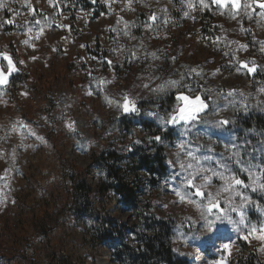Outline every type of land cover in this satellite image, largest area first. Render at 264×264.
<instances>
[{"label":"rangeland","instance_id":"obj_1","mask_svg":"<svg viewBox=\"0 0 264 264\" xmlns=\"http://www.w3.org/2000/svg\"><path fill=\"white\" fill-rule=\"evenodd\" d=\"M257 3L0 0V53L14 49L18 69L0 89V243L11 252L0 254V264H113L110 239H98L99 221L67 210L72 184L63 165H74L79 175L89 171L84 179L96 187L107 179L94 155L111 158L126 181L136 175L140 202L129 210L112 192L93 195L97 212L130 228L149 209L173 223L172 250L191 264H264V242L243 239L249 231L243 225L240 232L220 226L231 255L221 240L202 253L200 242L209 239L200 226L207 198L193 195L189 202L173 191L193 192L181 181L199 174L195 183L207 177L211 183L202 190L219 191L221 208L237 206L246 224L264 223V11ZM40 79L52 84L48 96ZM162 84L168 86L158 90ZM189 89L209 109L171 129L165 121L178 107L176 95ZM125 97L137 113L123 111ZM224 120L229 123L219 126ZM142 154L153 173L141 165ZM219 174L243 180L237 191L251 202L241 207ZM50 209L44 238L31 221ZM230 214L239 221L238 212ZM6 218L11 224L2 238Z\"/></svg>","mask_w":264,"mask_h":264},{"label":"trees","instance_id":"obj_2","mask_svg":"<svg viewBox=\"0 0 264 264\" xmlns=\"http://www.w3.org/2000/svg\"><path fill=\"white\" fill-rule=\"evenodd\" d=\"M9 56H15L17 52L13 49ZM8 55V54H7ZM38 86L41 91L48 96L52 90V84L49 80H39ZM149 156L142 154L140 163L150 173L152 172L151 161ZM109 159H104L102 155L93 156V164L96 169L102 172L107 179L101 185L90 187L84 177L87 172L82 175L77 174L74 165L65 163L64 175L71 181L72 192L71 198L67 205V210L75 218L94 217L99 221L98 239H110L109 249L112 255L113 264H191L187 259L179 258L172 250L170 236L173 223L164 220H158L149 209L146 208L142 214L138 216V223L134 227H126L124 223L112 220L108 216L97 212L92 208L91 198L93 195L105 196L112 192L120 203L129 210H137L139 200L132 183L136 182V175L133 179L126 181L120 176V168L115 169L118 165L109 163ZM57 206V205H54ZM54 210H43V213L36 215L31 221L32 227L44 238H47L48 232L53 221ZM11 221L6 218L2 223L1 237L5 236L6 230L9 228ZM131 233L135 236L134 240H130L127 236ZM132 241H136V245H132ZM11 253L5 247L4 240L0 243V254ZM15 255L10 254V259H17ZM14 257V258H13Z\"/></svg>","mask_w":264,"mask_h":264},{"label":"snow or ice","instance_id":"obj_3","mask_svg":"<svg viewBox=\"0 0 264 264\" xmlns=\"http://www.w3.org/2000/svg\"><path fill=\"white\" fill-rule=\"evenodd\" d=\"M213 2L216 4L231 3L234 7L238 6L239 4V0H213ZM257 2L259 4V7L264 8V0H257ZM151 19L155 20V16L153 15ZM0 56H2L4 61H6V66H0V85H6L9 83L10 76L13 73L17 72L18 69L16 67V63L9 55H7L6 53H0ZM243 66L247 68L248 72L250 73L255 71L254 68L248 67L246 62ZM177 83L178 82L176 81L169 82L171 86H176ZM167 86L168 85L162 84L160 85L158 90H164ZM189 93L179 92L176 95L178 107L176 110H174L171 118L165 121L166 124H178L181 122H183L184 124H189L192 121H195L199 117V115L205 111V109L207 108V104L201 98V96L192 93L191 89H189ZM122 108L125 113H137L139 111L135 101L129 100L127 97H125ZM228 123L229 121L224 120L220 122L219 126L226 125ZM155 139L159 141L160 137L157 136L155 137ZM198 175L199 174H195L184 177L181 181L182 185L185 188L189 190L194 189L193 192L185 191L182 193V191L179 189H173V191L177 196L181 198V200L188 199L189 202H192L191 196L193 195L201 197L202 199L205 197L207 198V213H201L200 226L207 234H209V238H211L212 235H215L217 240L222 241L223 232L221 231L220 226L227 223L229 225H232L234 230L237 232L241 231L240 225H243L245 228L249 229V231L243 236V239L248 240L249 236H254L256 239L264 242V223H261L259 226L255 224H246L245 215L243 211H241L237 206H230L227 210L221 208L219 199L220 192L217 191L215 195H213V193L211 192H208L206 195L202 189L207 187L211 182L207 180V177H202L201 179L205 180L206 183L198 186L195 183ZM219 179L225 182L222 185L224 191H227L229 193L235 192L237 196L241 197L242 202H244L242 203L241 207L245 206L246 203L251 202L248 197L243 196L239 191H237V186H246L243 180L237 178L234 175L224 176L223 174H219ZM259 189L261 191H264V183H261L259 185ZM256 190L257 189L255 188L253 189V191ZM226 203L229 202L226 201ZM232 212L239 213V221H236L232 218L230 214ZM220 248L231 255V241H222L220 244ZM261 250L264 251V248H262ZM218 264H226V262L222 260L218 262Z\"/></svg>","mask_w":264,"mask_h":264},{"label":"water","instance_id":"obj_4","mask_svg":"<svg viewBox=\"0 0 264 264\" xmlns=\"http://www.w3.org/2000/svg\"><path fill=\"white\" fill-rule=\"evenodd\" d=\"M257 6H258L259 9H261L262 11H264V8L259 7V4H258V3H257ZM11 58H12V57H11ZM12 59H13V58H12ZM13 61H14V60H13ZM3 62H6V61H4L3 58H2V56H0V66H3ZM17 74H18V71L15 72V73H13V74L10 76V78H9V83L6 84V85H0V89H6V88H8V87L10 86L12 80L14 79V77H15ZM205 103L207 104L206 101H205ZM208 109H209V108H208V105H207V108L205 109L204 112H206ZM204 112L201 113L199 116H201L202 114H204ZM195 121H198V118H197ZM192 122H193V121H192ZM182 124H184V123L181 122V123H178V124H169V125H170V128H171V129H175L176 127H178V126H180V125H182ZM189 124H190V123H189Z\"/></svg>","mask_w":264,"mask_h":264}]
</instances>
